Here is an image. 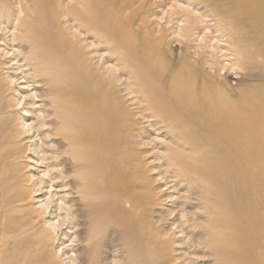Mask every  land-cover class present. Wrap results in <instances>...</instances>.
Masks as SVG:
<instances>
[{
	"label": "bare ground",
	"instance_id": "6f19581e",
	"mask_svg": "<svg viewBox=\"0 0 264 264\" xmlns=\"http://www.w3.org/2000/svg\"><path fill=\"white\" fill-rule=\"evenodd\" d=\"M57 1L11 0L37 85L16 98L0 63V264H264V0H195L220 5L234 87L136 0L23 13Z\"/></svg>",
	"mask_w": 264,
	"mask_h": 264
},
{
	"label": "rangeland",
	"instance_id": "374dc122",
	"mask_svg": "<svg viewBox=\"0 0 264 264\" xmlns=\"http://www.w3.org/2000/svg\"><path fill=\"white\" fill-rule=\"evenodd\" d=\"M192 3H191V2ZM1 3H4V6H6V10L7 12H4L3 13V17L0 18V31L2 30V32H0V41H3V42H0V43H3L0 45V51L3 50L4 52L3 53H0V63L1 64H4L3 66L4 67V70L2 69V75H15L17 76V80L15 82L14 85H12V91L13 93L16 92L15 94V97L18 98L19 95L21 96V94L23 92H29V94L33 93V89L35 87V85H37L34 80L31 79V74L30 71H31V68H27L28 66L25 65V63L23 62V58L22 56H18L16 54V51L14 49H17L18 48V45L20 44V40H17V41H14V40H11V42L9 41L10 39H13V35L11 36L10 34H13L16 35V31L18 29H21L22 30V27H18V24H17V21H15L17 18H18V14H17V8L16 7L17 5L13 4V2H11V0H0ZM23 2H26V1H23ZM73 1L72 0H59L57 1V3L55 2L54 4H52L51 7H48V6H45V5H39V4H34V3H31L29 2L27 5H26V11H24L23 13H44L45 15L46 14H53L57 12V10H62L64 9L66 6V4L68 5L69 3H72ZM189 2V3H188ZM194 2H197V3H194ZM191 3V4H190ZM144 4V5H143ZM148 4V5H147ZM200 2L198 1H195V0H136V3H135V6L138 7L139 5L142 6V13H148L147 15L150 16V20L154 23L155 25L157 26V28L159 30L162 31V33H164V31H166L164 33V36L166 37L168 34V36L166 37L168 41H171V46L173 47V49H178L179 48V45L177 42L173 41L177 31L179 29H184L186 28L187 26H190V30L191 32H189L188 34V37H187V44H188V47H190V53L192 54H195L197 53L198 51L201 52L200 53V56H201V59H206L208 60L207 63L211 64V62H213L211 65L214 67V65L217 64L218 67H227V69L229 70H225L223 72V74H225L226 76V82L228 83V85L234 87L235 85H237V81L239 79V76L240 74L242 73L240 70H238L241 66H240V63L239 62V57L237 55V50H236V47L234 44L233 41L230 40V38H228V34L226 33H222L223 31H221L222 29L220 28L219 26V23H218V20L217 18L214 16L213 12L214 13H220L222 12L221 10H219V7L220 5L217 4V3H214V1H211V7L213 8H207L205 10V8H203V5L200 6ZM215 4V5H214ZM217 4V5H216ZM48 5L49 2H48ZM57 5H59L61 8L57 7ZM64 5V6H63ZM147 5V6H146ZM63 7V8H62ZM198 7V8H196ZM202 7V8H201ZM149 8V9H147ZM217 8V9H216ZM205 10V11H204ZM209 10V11H208ZM219 10V11H218ZM146 11V12H145ZM208 11V12H207ZM166 13V14H165ZM186 13H188L189 15H187ZM198 13V14H197ZM179 14V15H178ZM182 14H184L185 16H183ZM194 14V15H193ZM206 14V15H205ZM17 15V16H16ZM159 15V16H158ZM168 15V16H167ZM171 15V16H170ZM206 16L207 15H211L210 17L208 16L207 18L206 17H203V16ZM16 16V17H15ZM158 16V17H157ZM189 16V17H188ZM213 16V18H212ZM14 17V18H13ZM24 16L22 15V18ZM155 17V18H154ZM161 19V21H159L158 19ZM182 17V18H181ZM191 17V19H190ZM185 18V19H184ZM187 18V19H186ZM188 18L190 20H188ZM195 18V21L193 20ZM197 18V19H196ZM203 18H206V19H203ZM216 18V19H215ZM153 19V20H152ZM156 19V21H155ZM164 19V20H163ZM211 19V20H210ZM213 19V21H212ZM149 20V21H150ZM185 20V21H184ZM196 20H198L196 22ZM215 20V21H214ZM15 21V22H14ZM163 21V22H162ZM168 21V22H167ZM190 21V22H189ZM195 23H194V22ZM211 21V22H210ZM217 21V22H216ZM4 22H7V23H4ZM9 22V23H8ZM11 22V23H10ZM157 22V23H156ZM189 25H187V23ZM15 23V24H13ZM193 23V24H192ZM13 24V27H15V30L13 29V27L11 25ZM158 24V25H157ZM162 24V25H161ZM191 24V25H190ZM196 24V25H195ZM214 24V25H213ZM15 25V26H14ZM177 25V26H176ZM185 26V27H184ZM179 27V28H178ZM182 27V28H180ZM197 27V28H196ZM194 28V29H193ZM6 29V30H5ZM220 29V30H219ZM5 30V31H4ZM12 30V32H10ZM25 30V29H24ZM164 30V31H163ZM173 32H172V31ZM194 30V31H193ZM169 31V32H168ZM221 31V32H220ZM172 32V33H170ZM175 32V33H174ZM8 33V34H7ZM193 33V34H192ZM2 34H5V35H2ZM166 34V35H165ZM172 34V35H171ZM222 34V35H221ZM193 37H192V36ZM225 35V36H224ZM6 36V37H5ZM10 37V38H9ZM172 38V40H171ZM191 39V40H190ZM227 39V40H226ZM229 40L231 41L230 44L228 43ZM183 40H179V42H182ZM202 41V42H201ZM15 43V44H14ZM177 43V44H175ZM173 44V45H172ZM194 45V48L193 46ZM205 45V46H204ZM234 45V46H233ZM243 47V46H242ZM202 48V50H200ZM231 48H235V49H232ZM13 51H12V50ZM10 50H11V53H10ZM235 51V52H234ZM9 52V53H8ZM194 52V53H193ZM213 52V53H212ZM7 53V54H6ZM12 55L13 57H11L10 55ZM15 54V55H14ZM199 54V53H197ZM236 54V55H234ZM3 55V56H1ZM9 55V56H8ZM17 55V56H16ZM204 56V57H203ZM5 57V58H4ZM18 57V59H17ZM235 57V58H234ZM237 57V60H235ZM15 58V59H14ZM14 62H13V61ZM205 60V61H206ZM214 60V61H213ZM9 61V63H8ZM20 61V62H19ZM22 61V62H21ZM236 61V62H235ZM3 62V63H2ZM16 62V63H15ZM219 62V63H218ZM238 63V64H237ZM9 64V69H8V65ZM12 64V65H11ZM17 64V67H15V70L14 69V66ZM21 66H19V65ZM24 64V65H23ZM236 64V65H235ZM14 65V66H13ZM239 65V66H237ZM13 68H12V67ZM231 69H229L230 67ZM238 67V69H237ZM3 68V67H2ZM23 68H26L27 69V73L25 71V69ZM23 71H22V70ZM29 69V70H28ZM7 70V71H6ZM11 72L12 71H15V72ZM232 70V71H231ZM7 72V73H6ZM21 72H23L22 75H19ZM25 72V74H24ZM10 73V74H9ZM17 73V74H15ZM27 74V75H26ZM239 74V75H237ZM19 75V76H18ZM30 75V76H29ZM5 76V77H6ZM22 76V77H21ZM24 76V77H23ZM27 76H29L27 78ZM20 77V78H19ZM27 80V81H26ZM18 82V84H17ZM231 82V83H230ZM23 83V84H21ZM30 85V87H28ZM234 85V86H233ZM20 86V87H18ZM27 86V87H26ZM15 87V88H14ZM26 87L27 90H25L24 88ZM30 88V89H28ZM19 91H18V90ZM22 90V91H21ZM25 90V91H24ZM21 91V93H20ZM38 99H36L34 102L36 105H40L41 101L40 99L37 101ZM39 103V104H38ZM145 129H147V136H143L142 135V138H143V142H148V140L150 138H148L149 134L150 136H152L151 138H153L155 135L152 131H150L148 129V127H146L147 125L145 124ZM151 132V133H150ZM145 137V138H144ZM147 137V138H146ZM156 137V136H155ZM158 137H160L158 135ZM148 139V140H147ZM153 145H150V147H152ZM159 148V147H158ZM155 147V149H158ZM154 149V150H155ZM160 149V148H159ZM153 150V151H154ZM155 152V151H154ZM150 161H152V157H150ZM38 169H40L41 171H39ZM37 170L35 171H38L37 173H42L44 168H38ZM43 169V170H42ZM35 171H32V172H35ZM36 174V173H35ZM45 191V190H43ZM165 194L167 196L171 194V196H174L176 197L175 194L171 193V191H166L165 190ZM45 192L43 193L42 192V195H39L38 196V201L39 199H43L44 200V195ZM42 197V198H41ZM41 201V200H40ZM53 205V203H52ZM168 205V206H167ZM172 208L171 206V203H167L165 206H164V209L166 210H170ZM62 239V237L60 236V240ZM62 242L64 243V247L66 246V252L70 251L72 248V246L76 245H71L70 242L67 240V238L65 240H62ZM61 243V241H58L56 243V246H59V244ZM69 243V244H68ZM180 249H181V246L180 248L179 247H176V250H177V253H178V250L180 252ZM192 251L189 252L190 256H193L194 254H191ZM197 255V256H196ZM199 255L198 254H195V256L193 258H191L193 261L194 264H205V261L203 262L201 260V257H198ZM199 258V259H198ZM197 259V260H196ZM196 262H195V261ZM201 260V261H200ZM191 263V264H193Z\"/></svg>",
	"mask_w": 264,
	"mask_h": 264
}]
</instances>
